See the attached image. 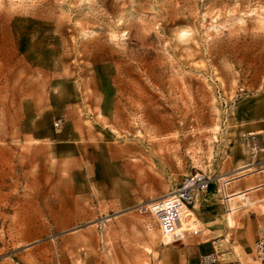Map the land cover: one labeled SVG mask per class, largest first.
<instances>
[{
  "label": "rangeland",
  "instance_id": "1",
  "mask_svg": "<svg viewBox=\"0 0 264 264\" xmlns=\"http://www.w3.org/2000/svg\"><path fill=\"white\" fill-rule=\"evenodd\" d=\"M195 173L171 242L149 202ZM262 235L264 0H0V264H262Z\"/></svg>",
  "mask_w": 264,
  "mask_h": 264
},
{
  "label": "built area",
  "instance_id": "2",
  "mask_svg": "<svg viewBox=\"0 0 264 264\" xmlns=\"http://www.w3.org/2000/svg\"><path fill=\"white\" fill-rule=\"evenodd\" d=\"M209 179L200 173L184 182L176 191L164 197H158L149 202L148 211L157 226L164 233H173L174 238L171 242L181 240L179 228L182 227L188 207H190L194 198V189H205L208 186ZM188 187H187V186ZM254 253L257 259L264 264V235L257 238L254 246ZM201 264H210L216 259L213 253L200 256Z\"/></svg>",
  "mask_w": 264,
  "mask_h": 264
},
{
  "label": "crops",
  "instance_id": "3",
  "mask_svg": "<svg viewBox=\"0 0 264 264\" xmlns=\"http://www.w3.org/2000/svg\"><path fill=\"white\" fill-rule=\"evenodd\" d=\"M243 167H245V166H241L240 168L236 169L234 172H235V173H240V172H242V171H245L246 169H244ZM222 178H223V177H222ZM190 211H191V209L188 207L186 213L189 214ZM172 246H173V243H172Z\"/></svg>",
  "mask_w": 264,
  "mask_h": 264
},
{
  "label": "bare ground",
  "instance_id": "4",
  "mask_svg": "<svg viewBox=\"0 0 264 264\" xmlns=\"http://www.w3.org/2000/svg\"><path fill=\"white\" fill-rule=\"evenodd\" d=\"M186 186H187V185H186ZM187 187H188V186H187ZM175 191H176V190H173L170 194L174 193ZM170 194H169V195H170Z\"/></svg>",
  "mask_w": 264,
  "mask_h": 264
}]
</instances>
